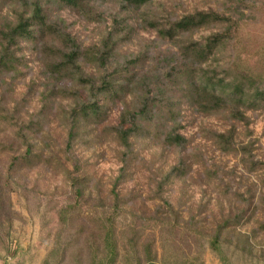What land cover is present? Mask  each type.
I'll use <instances>...</instances> for the list:
<instances>
[{
    "label": "rangeland",
    "instance_id": "1",
    "mask_svg": "<svg viewBox=\"0 0 264 264\" xmlns=\"http://www.w3.org/2000/svg\"><path fill=\"white\" fill-rule=\"evenodd\" d=\"M35 2L86 49L113 37L108 71L130 65L120 79L139 73L150 80L176 52L146 19L214 11L238 20L241 12L218 62L264 82V0H156L137 11L115 2L76 11L58 0H0V32L31 15ZM48 45L20 40L14 66L0 69V264H264V101L245 111L246 124L183 103L175 112L184 146H168L147 129L130 140L128 153L110 129L124 103L134 106L148 91H133L123 103L100 95L107 113L98 123L83 122L69 150L72 114L95 91L54 76ZM82 68L100 86L105 71ZM27 144L42 157L26 159Z\"/></svg>",
    "mask_w": 264,
    "mask_h": 264
},
{
    "label": "trees",
    "instance_id": "2",
    "mask_svg": "<svg viewBox=\"0 0 264 264\" xmlns=\"http://www.w3.org/2000/svg\"><path fill=\"white\" fill-rule=\"evenodd\" d=\"M155 1L58 0L61 5L76 11L87 4L97 2L120 3L127 9L137 11L152 5ZM241 14L239 12L236 15L238 20L214 11L196 12L175 20L146 19V23L157 33L159 39L169 43L176 52L165 56L164 72L160 71L159 75H153L150 80L145 77L141 79L139 73L120 79L119 74L129 73L130 65L126 60L125 69L121 73L117 68L110 71L111 73L108 71V65L115 60L118 45L116 41L110 43L113 37L109 36L99 49H86L63 29L60 22H51L42 6L35 2L31 15H28L27 11L20 14L15 24L6 26L0 32V69L14 66L18 53L15 48L18 49L20 40L39 46L49 40L53 46L44 47L52 60L49 71L56 77L75 80L80 85L91 88V92L95 91L92 94L93 100H88L79 112L74 111L72 114L73 127L70 130L69 150L72 148L76 131L83 122L98 123L107 113L106 106L98 102L100 95L123 103L133 91L141 93V90H147L148 95L140 94L134 106L124 103L118 123L110 129L111 133L116 135L117 141L128 153L132 152L133 148L130 140L143 135L141 133L147 129L156 132L157 135L161 134L164 144L181 147L186 144V140L178 133L180 121L175 112L176 106L186 103L197 113L204 115L224 113L231 120L246 124L248 122L245 111L256 108L264 101V82L260 77L232 67L228 69V66H221L218 62L219 56L227 49V45L232 43L231 40L239 31V19L243 18ZM218 24L223 25L221 31L194 40L195 34ZM83 63L97 65L105 71L99 76L100 86H97L94 77L84 74ZM176 96L178 101H175ZM32 157L39 159L42 156L41 154L33 156V146L27 144L25 158L33 159ZM12 164L15 166L17 163ZM122 176L116 180V186ZM113 195L118 201L119 194L115 192ZM118 204L119 201L115 206H119ZM107 232L110 236V230ZM220 240L221 232H218L213 241L215 249ZM149 251L146 255L148 262L151 263L152 253Z\"/></svg>",
    "mask_w": 264,
    "mask_h": 264
},
{
    "label": "built area",
    "instance_id": "3",
    "mask_svg": "<svg viewBox=\"0 0 264 264\" xmlns=\"http://www.w3.org/2000/svg\"><path fill=\"white\" fill-rule=\"evenodd\" d=\"M11 260V258H8V261H10Z\"/></svg>",
    "mask_w": 264,
    "mask_h": 264
}]
</instances>
